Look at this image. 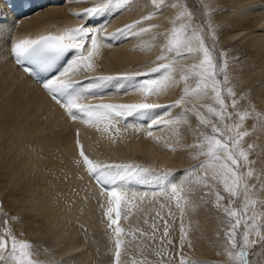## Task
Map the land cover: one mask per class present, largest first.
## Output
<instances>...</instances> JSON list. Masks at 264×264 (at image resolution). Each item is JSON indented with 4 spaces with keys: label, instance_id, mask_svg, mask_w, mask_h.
I'll list each match as a JSON object with an SVG mask.
<instances>
[{
    "label": "bare ground",
    "instance_id": "1",
    "mask_svg": "<svg viewBox=\"0 0 264 264\" xmlns=\"http://www.w3.org/2000/svg\"><path fill=\"white\" fill-rule=\"evenodd\" d=\"M213 1L217 4L213 14L215 21L225 25L221 28L223 30L221 41L229 46L249 38L247 43H244L245 47L261 51V60L258 64L248 63L234 68L232 72L234 80L247 81L255 74H260L264 81V0ZM98 2L99 0H38L31 14L15 17L0 1V172H5L7 177L0 188L1 201L10 216L25 213L24 219L36 227L35 230L29 229L30 235H36L40 231L39 226H44L55 246L56 257L69 256L68 259L73 264H114L116 261L115 237L108 228L109 221L106 215L109 195L88 171L80 155L81 148L93 162H131L141 165L144 160H149L167 169L174 163L179 167L185 165L183 156L190 147L189 143L193 136L190 127L194 123V117L191 114L186 120L179 121V135L171 128L150 126L148 120L135 116L120 120L107 130L105 124H88L81 118L73 120L63 104L48 95L49 91L44 89L42 83L34 81L15 64L12 47L20 39H35L48 33L60 34L66 28L90 24L92 27L103 29L100 33L103 37L101 41L103 46L93 61L95 69L82 73L70 72L67 77H61L62 79L71 78L86 83L88 77L143 73L149 67H155L153 62L160 54V49L151 46L154 43L150 39L151 33H145L141 38L131 35L113 38L108 35L152 12L151 0H130L126 8L114 10L91 20L75 15L83 13L86 8ZM166 4L169 7H166L162 14L153 15L151 20L144 21V25L156 24L158 28L153 31H165L169 20L176 12V9L170 7L169 0H166ZM257 6L259 10H256ZM99 18L102 23L99 21L100 25L94 26ZM197 22H202V19ZM192 60L195 59H182L175 63L173 65L176 69L175 75L179 77L181 69ZM56 75L59 73L49 77ZM153 75L138 76L135 79L144 81L153 78ZM119 83L120 81H113L102 95L87 96L79 102L171 105L174 100L180 98L183 86L180 83L167 87L159 94L150 95L130 87L120 88L117 86ZM253 95L251 96L253 105L263 109L264 91L259 92L256 97ZM210 99L211 95L202 99L189 96L184 101V107L188 108L190 103L205 105ZM180 111V108H171L168 114L164 115L165 109H157L165 119L177 116ZM247 127L244 126L243 129ZM263 129L255 132L254 137L246 142L262 141ZM149 130L152 131V136L148 135ZM258 166L260 169L264 168V160ZM159 174L152 171L147 174V183H133L126 190L130 198L135 196L133 205H136L131 207V215L127 207H122L119 220L122 228L128 224L127 230L124 229L130 235L131 241L126 242L123 234L121 235V239L125 240L121 255L125 250V244L130 243V249H126L128 253L134 255L133 259L129 257L130 264H144L147 257L149 238L136 233L139 228L134 223L137 211L153 207L164 216L166 212L172 213L174 209L181 210L177 208L175 198L170 192L165 193L167 201L159 200L162 190L155 180V176ZM261 177L264 180V174ZM180 179L179 175L174 181L179 182ZM255 180L253 179L252 183ZM17 189H21L20 197H17ZM262 195L264 196V192ZM199 205L193 203L190 207H184L183 213L178 214L184 218L187 214H192L193 219L197 217L196 223L203 225L205 227L203 230L209 236L210 220ZM176 213L173 212L171 216L173 214L175 216ZM145 222L148 225L145 228L148 231L146 233L156 234L152 225L148 223L149 216H146ZM186 225L188 223L183 225V229L180 227L176 233L180 246L189 239V227ZM141 251L145 253L142 254ZM178 254L181 261L187 263L185 255L180 252ZM121 255L120 264H123Z\"/></svg>",
    "mask_w": 264,
    "mask_h": 264
},
{
    "label": "snow or ice",
    "instance_id": "2",
    "mask_svg": "<svg viewBox=\"0 0 264 264\" xmlns=\"http://www.w3.org/2000/svg\"><path fill=\"white\" fill-rule=\"evenodd\" d=\"M129 3L130 0H99L83 13L75 15L91 20L114 10H122ZM151 4L153 11L148 15L108 34L113 38L129 35L141 38L145 33H151L150 39L154 42L151 46L158 47L160 54L153 62L156 66L149 67L146 72L88 77L86 83L71 78L62 79L61 77H67L70 72L82 73L95 69L93 61L103 46L101 42L103 37L100 35L103 29L83 24L66 28L60 34L20 39L13 45L12 52L18 64L28 65L26 71L41 77L44 89L52 94L54 100L63 104L73 120L81 118L88 124H105L107 130L120 120L135 116L148 120L150 126L171 128L179 135V121L186 120L190 114L195 115L199 127L196 129V143L190 147L197 149V156L202 155L206 159L183 170V177L179 182L172 179L174 174L170 170L162 171L155 176V180L162 193L170 192L175 198L176 206L181 209V213L188 204L186 188L200 186L208 190L205 195H214L213 203L223 212L225 253L229 258V264H252L251 257L254 253L251 249L258 244L264 247V233L261 231L264 229V212L256 211L254 207L258 202L264 204L258 196V193L264 192V180L259 184L252 183L253 179L260 180V177L258 174L254 175V161L250 159L253 145H247V149L244 146V137L248 136L249 132L242 130L243 121L252 113L236 111L239 106L237 92L229 80L226 53H217L216 35L210 23H195L193 13L186 5H182L180 0H176L170 5L172 9L177 10L171 21L172 26L163 32L153 31L158 25L145 26L144 21L151 20L153 15L162 14L169 5L166 4V0H151ZM221 56L223 59H220ZM65 58H68L67 65L59 75L54 77L42 75L52 72L58 62ZM189 58H194L198 62L185 66L177 79L173 65L179 60ZM150 75H153V78L144 81L135 79L138 76ZM193 80L194 87L191 83ZM113 81H120L117 85L120 88L130 87L150 95L159 94L167 87L179 85L181 82L183 88L180 98L174 100L171 105L79 102L87 96L102 95ZM209 95L214 98L215 106L200 107L206 108L214 119L206 117L202 112H193L192 109L184 107V101L189 96L202 99ZM226 96L231 98L230 101L226 102ZM171 108H180L181 111L177 116L165 119L164 115H167ZM230 108L232 111H229ZM157 109H165L164 115L157 112ZM233 116L238 117L239 122L229 123ZM148 135L152 136L151 130L148 131ZM80 155L93 178L109 195V207L106 212L108 228L114 234L115 260L116 264H120L121 248L125 243L121 235L125 229L120 226L119 220L122 207H127L131 215L130 209L135 199V196L130 198L126 190L133 183H147V174L152 170L131 162H93L84 154L82 148ZM217 183L222 184L223 194L217 188ZM237 199L241 200L242 209L237 210L232 206ZM225 200L228 201L227 204L222 203ZM152 227L155 229V224ZM181 228L183 229V221ZM238 232H242L239 239ZM163 235H168L167 221L164 222ZM0 264H39L34 258L31 242L18 239L7 226V221H4V231L0 233Z\"/></svg>",
    "mask_w": 264,
    "mask_h": 264
},
{
    "label": "rangeland",
    "instance_id": "3",
    "mask_svg": "<svg viewBox=\"0 0 264 264\" xmlns=\"http://www.w3.org/2000/svg\"><path fill=\"white\" fill-rule=\"evenodd\" d=\"M174 2H176V0H169L170 4ZM207 2L205 0H180V3L182 5H186L189 11L193 13L195 23H201V22H197L200 19H202V22L210 23L211 28L215 31V35H216L215 43H216L217 53L218 54L226 53V58L228 61L229 80L231 86L237 92V100L239 106L236 111L240 113H244V112L252 113L250 116L246 117L245 120L243 121V127L248 126L245 130L249 132V135L244 137L245 140L244 146L247 149V145H253L252 149L250 150V159L254 161L253 164V168L255 172L254 174L255 175L258 174L260 179L263 180V177H261V175L263 176L264 174V168L260 169L258 164L264 160V139L262 141H257V140H251L250 142H246V141L249 140V138L254 137L253 134L255 132H259L261 128L262 129L264 128V106L263 109H259L258 107H255L252 103L253 100L251 99V96L253 94L256 97L259 92L264 91V81L262 80L260 74H255L247 81L244 80L238 81L236 79L234 80L232 76L233 75L232 72L236 67L243 66V64H248V63L258 64V61L261 60V51L257 52L256 51L257 48H253L249 46L245 47L246 45L244 43L245 42L247 43V40L249 38L243 41L239 40V42L235 43L234 45L226 46L221 41L222 40L221 36L223 35V32H221L223 30H221V28L225 25L217 23L213 15L215 14L214 11L217 4L213 0H208ZM206 3L208 6H206ZM219 5L220 4H218V6ZM256 8H257L256 10L260 9L258 6ZM176 13L177 10L174 16L176 15ZM174 16L169 20V25L166 28V30L172 26L171 21L173 20ZM99 21H101L100 18L96 20L94 26L100 25ZM87 25L91 26L90 24ZM228 25L230 24L228 23ZM208 42L210 43L211 41ZM220 59H223V57L221 56ZM194 62H198V61L196 59L192 60L189 64L187 63L185 66L190 65L191 63ZM182 70H184V68L181 69V71ZM177 79H179V77H177ZM191 83L192 86L194 87L195 81L193 80ZM225 99L226 102H228L230 101L231 98L226 96ZM209 101L210 102H208L205 105L215 106V101L212 96ZM193 106H195V108ZM200 106L201 105H195L191 103L188 104V108L192 109L193 112H202L206 117L214 119V117H212L211 114L207 112L206 108H201ZM248 106H251V108H249ZM229 111H232V109L230 108ZM192 116L194 117V123L190 127V133L193 136L189 143V146L196 143V139H197L196 129L199 127V122L196 116L195 115ZM232 122H239L238 117L233 116L232 121H229V123ZM187 149L185 155L183 156L185 160V165H183L182 167H179L177 164L174 163L172 164L173 166L171 165L172 166L171 168L164 169L161 168L159 165H156L155 161H153L152 163L149 160H144V163H141V165L151 169L152 171L159 173H161L164 170H170L174 174L172 177L173 180L175 177L179 175L182 178L183 170L188 169L191 166L198 164L201 160L206 159V157L202 155L197 156V149L193 147H188ZM258 170H260V172H257ZM5 174H6L5 172H0V188L2 185H4V183L7 180ZM255 181L253 183H257V184L260 183L259 180H255ZM216 186L219 190H221L223 194L222 184L217 183ZM207 191H208L207 189H202L200 186L188 187L186 188V198L188 201L187 207L188 206L190 207L193 203H199L200 204L199 206H202L201 208H203L202 210L203 213L207 217H209L210 226H211V232L209 236L204 231L205 227L201 224L196 223V220L198 219L197 217L193 219L192 214H187V217L184 218V216L178 214V212H181V210L179 211L174 209V211H171L172 213L177 212L175 216L174 214L173 216H171L172 213L170 214L169 212H166L165 215L163 216L161 213L158 212V209L153 207L148 210L140 209L137 211L134 217V223L139 228L137 229L136 233L139 236H145L147 239L149 238L150 240L147 241V249H146L147 257L144 259V264H182L178 252L185 255L184 256L185 261L187 260V263L183 262L185 264H190V262H195V264H229V258L225 253L226 238H225L223 212L222 209H217L215 204L213 203L214 195L211 194L205 195ZM165 193L166 192L160 193L159 200H161L162 202L165 200L167 201ZM16 194L17 197H20L21 189H17ZM258 196L261 201H264V196L262 195V192L258 193ZM222 203L227 204L228 201L225 200ZM0 205H2V208H0V233H3L4 221H7V226L13 230V233L17 236L18 239L31 242V244L33 245L34 258L39 262V264H73L71 263L72 261L68 259L69 256L59 257V258L56 257L55 246L52 240L50 239V234L47 233L44 226L41 227L39 226L40 231L36 235H30L28 233L29 229L35 230L36 227L32 223L27 222V219H24L25 213L20 212L21 214L18 213L17 215L10 216V214H8L9 212L3 206L1 197H0ZM133 206L135 207L136 205ZM232 206L237 210L243 208V204L239 199H237ZM254 207L256 211L264 212V204L258 202ZM146 216H149L148 223L151 225L155 224L156 226L154 229V233L156 234L154 235L152 234L150 235V233H146L148 232L145 229L148 226L147 222H145ZM165 221H167V225H168L167 236L163 235ZM181 221H183V225L188 223V225L186 226L187 228L189 227V231H188L189 239L184 241L183 244L180 246L179 243L177 242L176 233L177 230L181 227ZM127 225L128 224L124 225L125 229L127 228ZM84 231H86V228H84ZM261 231L262 233H264V229H262ZM241 236H242V232H238V239ZM123 238L126 240V242L131 241L129 240L130 235L127 232L123 233ZM129 246L130 243L125 244V250L124 252H122L121 260L123 261V264H130V262L128 261L129 257L131 259H133L134 257V255L128 253V251L126 250V249H130L131 246L130 247ZM251 252L254 253V255L251 257L252 264H264V247H261L258 244L253 249H251ZM141 253L144 254L145 252L141 251ZM124 254H126V256Z\"/></svg>",
    "mask_w": 264,
    "mask_h": 264
}]
</instances>
